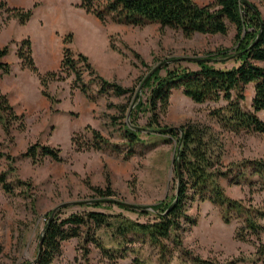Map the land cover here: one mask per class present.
Here are the masks:
<instances>
[{"label": "rangeland", "instance_id": "obj_1", "mask_svg": "<svg viewBox=\"0 0 264 264\" xmlns=\"http://www.w3.org/2000/svg\"><path fill=\"white\" fill-rule=\"evenodd\" d=\"M0 1H6L10 7L32 10L30 20L24 25L5 10H0V49L6 45L9 47V54L2 61L12 68L9 76L0 79V93L6 96L20 117L12 122L9 135L0 124V152L12 158H0V173L8 172L7 180L14 189L12 194H5L0 188V264L35 261L39 239L52 211L58 210L60 219L96 211L122 213L133 220L146 222L145 217L122 211L116 206H89L97 198L92 188L108 189L113 193L108 200L139 208H151L173 199L178 184L174 172L177 140L168 135L143 132L141 141L131 147L124 138L123 125L130 123L127 115L139 102L138 96L145 99L141 94L143 78L171 59L191 61L188 58H202L218 49L232 48L233 51L235 27L229 24L225 36L193 35L185 38L180 31L169 28L160 32L158 24L134 27L116 24L110 19L102 23L78 7L80 0ZM194 1L205 5L213 0ZM248 1L258 8L264 19V4L259 0ZM35 4L37 6L34 7ZM69 33L73 35V43L67 46L82 72L89 93L96 97L94 101L72 87L75 77L73 73L67 75V68L61 71V78L49 80L46 91L54 99L50 101L42 95L37 75L23 66L16 56L21 41L29 38L39 73H59L63 39ZM78 53L88 57L93 75L78 62ZM183 65L195 68L191 63ZM258 65L264 67V62ZM98 77L123 88H131L133 93L115 96L109 88L99 95L101 83ZM245 94L246 101L242 105L250 109L253 97L250 87ZM223 105L224 102L195 104L176 89L167 113L161 117V125L178 127L191 122L208 127V135H212L210 148L215 152L221 151L224 166L242 160L264 161V134L224 130L216 119L208 115L210 109ZM258 116L264 121V111ZM147 118L148 115L140 117V127L145 126ZM86 126L108 139L110 146L107 150H85L92 140ZM37 143L59 148L63 162L45 158L36 164L23 157L28 147ZM78 147L81 150H76ZM129 151L133 153L126 158ZM243 173L239 184L230 182L234 176L221 178L225 194L243 201L247 207L264 211V181L256 175L250 179L252 170ZM188 194L184 211L189 220L182 218L178 231L181 246L174 243V234H171L166 241L170 254L163 263L159 261L157 249L147 243H136L134 247L139 249L141 261L145 264H193L196 258L214 264H262L256 261L255 253L259 243L264 245V231L259 232L258 237L244 231L246 240H237L235 231L243 225L242 219L226 224L217 207L209 201H201L199 196L193 197L192 191ZM261 223L264 225V221ZM111 231L101 229L95 237L104 247L114 251V259L103 256L91 242L85 243L90 234L84 232L79 238L61 242L52 264H133L135 255L132 253H128L127 258H120ZM130 246L126 244V247Z\"/></svg>", "mask_w": 264, "mask_h": 264}, {"label": "trees", "instance_id": "obj_2", "mask_svg": "<svg viewBox=\"0 0 264 264\" xmlns=\"http://www.w3.org/2000/svg\"><path fill=\"white\" fill-rule=\"evenodd\" d=\"M259 1L264 4V0ZM78 7L88 14H93L102 23L110 19L116 24L134 27L158 24L160 32L169 28L180 31L185 38H191L195 34L225 36L230 24L236 29L235 49L233 51L232 48L218 49L195 61L180 58L165 61L161 67L153 70L141 81V94L145 99L141 95L138 96L139 102L130 112V125H123L124 138L131 147L141 141L140 135L143 132L147 135L152 133L168 135L171 139L177 140V143L181 141L174 169L178 182L177 194L173 199L169 202L162 201L151 208L135 209L125 206L122 202L108 200L107 198L113 195L108 189L92 188L97 198L89 206L93 208L116 206L122 211L143 216L147 221L141 223L122 213L108 214L96 211L82 215L72 214L69 218L60 219L59 211H52L42 232L41 251L39 254L37 252L34 262L26 264H52L55 255L60 251L61 242L79 238L84 232L90 234L85 243L91 242L103 256L114 259V251L104 247L95 237L101 229L112 230L111 235L118 249L116 252L121 254L120 258H127L128 253H132L135 255L133 264H145L139 259V249L134 245L147 243L158 250L159 261L164 263L170 254L166 241L171 234H174V243L181 246L178 231L181 228V219L189 220L184 211L189 191H192L193 197L199 196L201 201H209L217 207L226 224L237 218L242 219L243 225L235 231L237 240H246L244 231L258 237L259 232L264 231V225L261 223L264 221V211L247 207L241 200L229 198L225 194L221 178L234 176L230 182L239 184L240 179L244 177L243 172L252 170L250 179L256 175L260 181H264V161L242 160L224 166L221 151L215 152L210 148L212 135H208V127L191 122L178 127L161 125V117L168 111L172 92L178 89L195 104L224 102L225 105L212 108L208 112L222 129L233 133L253 131L264 134V121L258 116L264 111V67L258 65L259 62H264V19L258 8L248 0H213L205 5H199L194 0H103L102 3L100 0H80ZM0 10H5L22 25L32 16L31 9L10 7L6 1H0ZM72 37V33H69L63 39L59 73L47 72L44 75L39 73L34 63L29 38L22 40L16 51L22 65L39 78L42 95L52 102L54 99L46 91L48 82L61 78L59 75L66 68L69 70L66 71L67 75L73 73L75 77L72 87L78 88L88 100L96 99L89 93V88L82 79V72L77 68L73 53L67 46L72 42ZM8 54V45L0 49V79L12 73L11 65L2 61ZM77 59L90 75L94 74L87 56L78 53ZM185 62L193 64L195 68L183 65ZM227 64L232 66L228 67ZM98 80L101 83L99 95L107 92L109 88L115 96L133 93L131 88H123L100 77ZM250 85L253 87L254 95L250 109H245L242 104L246 101L245 92ZM143 115H148V118L145 126L140 127L138 121ZM19 118L6 96L0 93V124L7 135L10 134L12 122ZM85 129L92 134V140L85 150L105 151L109 148L108 139L99 131L90 126H86ZM76 150L81 148L78 147ZM132 153L133 151H129L126 158ZM60 154L59 148L37 143L30 145L23 157L30 158L36 164L42 163L45 158L61 163L63 159ZM2 157L12 160L11 156L0 152V158ZM235 170L238 173H235L237 172ZM7 178V171L0 173V188L5 194H12L14 189ZM18 183L25 184L22 181ZM126 244L131 246L126 247ZM255 254L256 261L264 264V245L259 243ZM193 264L214 263L195 258Z\"/></svg>", "mask_w": 264, "mask_h": 264}, {"label": "water", "instance_id": "obj_3", "mask_svg": "<svg viewBox=\"0 0 264 264\" xmlns=\"http://www.w3.org/2000/svg\"><path fill=\"white\" fill-rule=\"evenodd\" d=\"M188 60L195 61L196 59L188 58ZM159 67H161V64H160L158 67H156V68H159ZM156 68H155V69H156ZM155 69H154V70H155ZM152 72H153V71H152ZM152 72H151V73H152ZM134 98H135V100H136L137 95H135ZM127 117H128V119H129V117H130V112L128 113ZM128 125H130V123H129ZM165 131H166V130H163V132H165ZM180 147H181V141L178 143V153H177V155L179 154ZM124 205L127 206V207L135 208V209H138V208H139V207H137V206H133V205L128 204V203H124ZM42 240H43V239H42V235H41V237H40V239H39V244H38V254L40 253L41 248H42Z\"/></svg>", "mask_w": 264, "mask_h": 264}, {"label": "crops", "instance_id": "obj_4", "mask_svg": "<svg viewBox=\"0 0 264 264\" xmlns=\"http://www.w3.org/2000/svg\"><path fill=\"white\" fill-rule=\"evenodd\" d=\"M12 5H14V4H12ZM195 35H201V34H195ZM73 43V42H72ZM33 50V49H32ZM79 52V51H78ZM56 64V63H55ZM248 87H250L251 88V91H252V95H254V90H253V87L250 85V86H248ZM173 92H174V90H173ZM173 92H172V95H171V97L173 96ZM251 95V96H252ZM171 97H170V102H171Z\"/></svg>", "mask_w": 264, "mask_h": 264}]
</instances>
